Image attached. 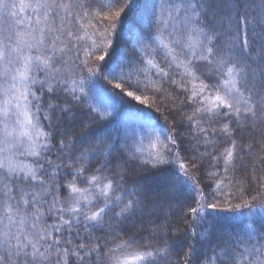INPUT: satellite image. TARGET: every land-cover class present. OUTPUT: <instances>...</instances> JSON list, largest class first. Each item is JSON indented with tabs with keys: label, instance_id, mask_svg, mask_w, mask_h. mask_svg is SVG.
Returning <instances> with one entry per match:
<instances>
[{
	"label": "snow or ice",
	"instance_id": "6c2138e0",
	"mask_svg": "<svg viewBox=\"0 0 264 264\" xmlns=\"http://www.w3.org/2000/svg\"><path fill=\"white\" fill-rule=\"evenodd\" d=\"M0 264H264V0H0Z\"/></svg>",
	"mask_w": 264,
	"mask_h": 264
},
{
	"label": "trees",
	"instance_id": "16d2710c",
	"mask_svg": "<svg viewBox=\"0 0 264 264\" xmlns=\"http://www.w3.org/2000/svg\"><path fill=\"white\" fill-rule=\"evenodd\" d=\"M143 2V0H142ZM129 24H132L134 26H139V15H133L132 17H130ZM128 39L127 36H125L124 38L121 39L119 46L117 47L116 53L115 55L117 57H121L127 54V48H126V43L125 41ZM105 87H111L110 85H107L106 83L104 84ZM149 103H152V101L150 100ZM147 118L153 119L155 121V123L161 128L160 129V134L163 135V131L165 129V127H167V125L169 124L171 117L168 115L166 109L161 106L159 108V110H157L156 105L153 104L152 108L150 109V114L147 116ZM127 128L130 132L133 131H138L137 127L132 123V121L129 119L127 121ZM155 143V141H154ZM153 143V144H154ZM142 147V145H141ZM142 149L145 151V153L150 152V151H154V147L151 146L149 148H147V146H143ZM201 177H199L198 174V179H200ZM146 183H152V181H144ZM207 192V189H206ZM165 196V191L163 189H161L158 193H157V199H163ZM250 199V197H248ZM215 203H217V208L216 209H212L209 208L207 209V215L209 216H214L217 217V222L226 228H243V223L241 222V220H235L234 218L231 217V214L227 211H223L224 209H228L230 207H233L234 204L236 203H242L241 200H233L232 204H229L227 202L226 199L221 198L217 201H214ZM166 207H168L166 205ZM247 219V218H246ZM256 223H260L261 222V217L259 214H257L254 217ZM128 234L131 235H139V233L135 232V228L131 227L128 230ZM127 239V237H125Z\"/></svg>",
	"mask_w": 264,
	"mask_h": 264
},
{
	"label": "rangeland",
	"instance_id": "374dc122",
	"mask_svg": "<svg viewBox=\"0 0 264 264\" xmlns=\"http://www.w3.org/2000/svg\"><path fill=\"white\" fill-rule=\"evenodd\" d=\"M147 118V117H146ZM150 120L151 122V125H152V130L155 131L156 133H159L160 134V127L155 123V121L153 119H150V118H147ZM132 121V123L137 127V130L140 131L139 129V123L137 120L135 119H130ZM154 139L151 138V137H146L144 140H143V143H142V147L143 146H147V148L153 146L154 144ZM241 222L243 223V227L246 223H248L247 219L245 218L244 220H241Z\"/></svg>",
	"mask_w": 264,
	"mask_h": 264
}]
</instances>
